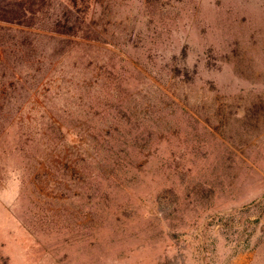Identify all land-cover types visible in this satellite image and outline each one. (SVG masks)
Here are the masks:
<instances>
[{
    "label": "rangeland",
    "instance_id": "1",
    "mask_svg": "<svg viewBox=\"0 0 264 264\" xmlns=\"http://www.w3.org/2000/svg\"><path fill=\"white\" fill-rule=\"evenodd\" d=\"M93 2L0 20V264H264V0Z\"/></svg>",
    "mask_w": 264,
    "mask_h": 264
},
{
    "label": "trees",
    "instance_id": "2",
    "mask_svg": "<svg viewBox=\"0 0 264 264\" xmlns=\"http://www.w3.org/2000/svg\"><path fill=\"white\" fill-rule=\"evenodd\" d=\"M0 3L3 4L0 7V20L3 22L20 25L24 20L27 21L26 16L35 17V28L44 34L90 40L88 32H90L91 27L84 26L81 28V25L88 18L89 7L95 4L94 2L69 0V8L62 10L60 15L52 11L50 0H0ZM58 16L60 18H57ZM68 16H73L72 25H68V20L71 19Z\"/></svg>",
    "mask_w": 264,
    "mask_h": 264
}]
</instances>
